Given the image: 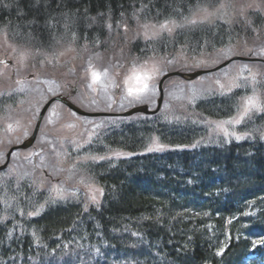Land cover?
I'll return each instance as SVG.
<instances>
[{
    "label": "trees",
    "instance_id": "16d2710c",
    "mask_svg": "<svg viewBox=\"0 0 264 264\" xmlns=\"http://www.w3.org/2000/svg\"><path fill=\"white\" fill-rule=\"evenodd\" d=\"M221 1L0 0V31L38 57L72 44L92 48L87 56L119 63L154 52L177 61L183 56L178 50L216 58L235 45L260 49L264 16L258 11L234 24L183 23L197 9ZM166 19L184 26L157 39L139 36L143 25ZM262 79L253 88L263 90ZM190 86L184 83L185 100L165 116L138 115L108 129L110 135L100 140L108 146L98 154L122 150L131 156L81 162L73 170L79 177L73 181L104 188L100 206L86 208L72 195L37 216H22L49 198L47 189L40 190L29 171L23 183L14 177L21 184L17 190L0 187L7 204L17 200L8 214L12 221L3 222L0 214V264H244L250 253L264 257V246L253 243L264 240V114L249 115L241 129L252 139L184 148L210 118L231 116L244 95L238 88L192 96ZM17 103L2 97L0 118ZM153 139L170 148L148 152ZM56 158L44 166H60Z\"/></svg>",
    "mask_w": 264,
    "mask_h": 264
},
{
    "label": "rangeland",
    "instance_id": "374dc122",
    "mask_svg": "<svg viewBox=\"0 0 264 264\" xmlns=\"http://www.w3.org/2000/svg\"><path fill=\"white\" fill-rule=\"evenodd\" d=\"M223 5V7H221ZM243 9V17L247 16L251 11H258L263 14L264 16V0H222L218 5L216 6H207V7H201L197 9L193 16L190 19H195L197 21L200 20H206L205 23H232L234 24L241 16L240 9ZM184 24L187 23V21L183 22ZM182 23H177V25H181ZM178 28V27H176ZM173 29L172 33L175 31ZM263 28L264 32V26H261V29ZM148 31L149 36L151 37L152 33H159V24H149L148 28L145 29L144 27L139 29V36L142 35V38L144 40L146 39L144 36V32ZM171 33V34H172ZM137 34V35H138ZM162 35H168V33H163L157 35L155 38L150 39H157V37ZM141 37V36H140ZM89 50H92L87 47L79 48L76 45H68L66 47H62L60 50H58L54 54L38 57L37 53L30 52V54L19 48L17 46V43L11 40V38L7 37L5 32L0 31V81L2 80V77L5 78L4 81H8L9 78H12L13 72L12 68L7 66L4 61L5 54L7 55V58L12 59L15 63L14 69H15V78L14 83H18L19 85H24V83L21 81L22 79H26L25 76H27L28 73L34 72L35 75H39L43 68L45 67L46 70H49L52 77V82L57 81L56 76L65 75L70 80L73 78L71 75L76 74L79 81V88L78 90V97L75 98L73 101L82 109L90 112H103V111H122L125 109H128L132 107V104L136 101L133 100L130 97H127L126 92L124 90V86L122 84L121 78L128 72L130 69L132 63L124 68V69H117L115 71V78L118 83H120L119 87H114L113 91L111 92V96L109 95L110 92H106L104 88L102 89L101 84H96L94 87L96 88V91H93L92 88L89 87V84L91 83V77L89 75V64L93 65L96 70H98L99 65L97 62V59L95 55L89 54L87 56V53ZM259 52H257V51ZM253 52L254 55H259L264 58V45L259 49L255 45H247L246 46H233L229 51H221L219 57L213 58L209 55H201V56H189L188 54H185L183 50H178L177 53L182 54L183 56H180L176 61L175 59H171V61L159 53L154 52L153 54L149 55V58H147V62L151 65L152 63H155L160 69L159 75L151 82L153 85H155V82L158 81V77L161 76V74L164 72L163 70L168 66L167 63H175L171 65L172 68L175 69H181L185 67H199L202 64L213 65L219 63L221 60H224L230 56L236 55V54H242L245 52ZM182 52V53H181ZM147 57V56H146ZM38 58V59H37ZM42 59V60H41ZM167 61V62H166ZM242 62H232L227 68L219 71L218 73L214 74L216 78L220 79V83L222 84L223 90H229V88L233 89L235 87L236 83H243V86L248 88V85H252V83L258 84L262 83L263 79L260 78L261 74H264V68L259 67L257 65L253 64H242ZM184 65V66H183ZM44 66V67H43ZM165 66V68H164ZM31 67V69L26 72L25 68ZM164 68V69H163ZM62 72L64 74H62ZM47 74V72H45ZM37 75V76H38ZM255 77L253 80L252 78ZM41 79V78H39ZM44 81V78H42ZM245 80H247V83H245ZM41 81V80H40ZM67 82H63V84H66ZM74 84V82H72ZM83 83V84H82ZM193 86L190 87V93H194L195 90L198 88H201L203 91L201 94H219L218 88L213 87L210 85V82L208 79L203 78L202 80H197ZM209 85V86H207ZM62 85V83H60ZM218 84V83H217ZM18 85V86H19ZM50 86V87H49ZM47 85L48 88H52L53 85L49 84ZM52 86V87H51ZM47 87H41L39 88L38 92L37 90H31L32 95L38 97V102H42L45 90ZM21 88V87H16ZM26 90H30L32 88L31 85L24 87ZM120 89V93H123V96H118L117 100L115 90ZM168 89L170 90L168 93V100L165 102V110L168 109V106L170 104H173L175 101H177L179 98H183V93L181 94L180 90L178 89V86L171 82L168 84ZM222 91V90H220ZM156 92V88L154 91ZM261 92V94H258ZM256 95L259 97L260 102L264 104L263 96H264V89L260 90ZM221 93V92H220ZM10 93H8L9 95ZM82 94V96H81ZM252 95V93L250 94ZM180 96V97H179ZM145 99V97L143 98ZM37 100H35L30 107L33 109L32 112H30L28 115L26 112H23L22 117L25 118V121L19 120L23 125L25 131H28V127H32L34 124V120L36 119V111H37ZM182 100H185L184 98ZM243 103V100L241 101V104ZM164 105V103H163ZM65 109H63V108ZM263 111V110H262ZM256 112V111H254ZM163 116H165V112L162 113ZM237 114V113H236ZM235 116V115H234ZM233 117V116H232ZM165 118V117H163ZM134 120L136 118H133ZM121 121L120 117H80L78 114H75L70 109L62 106L60 103L56 102L53 104L52 109L50 110V113L47 117V120L44 124V133L41 137V144H50V146H53V141L59 142L60 140H64L65 138L71 140L72 143H74V148L68 149L67 154L59 153V160L61 163H63L65 166H70L73 162L79 160L77 157H74V153L78 151L79 148H81L82 145L86 144L88 142V139L93 136V132L88 130V126L91 128H98L97 124H113L118 123ZM130 121H133L132 119ZM223 121V120H219ZM219 121H214L212 124V127L210 128L209 134L213 137H207V142H215L221 138L228 139H236L235 136L228 135L225 136L222 131L217 129L216 123ZM16 124V123H15ZM154 125V124H152ZM243 125V122L239 125H226V127L229 129L230 132H235L237 136H240L237 131L239 130V126L241 127ZM13 128V126H12ZM33 128V127H32ZM215 139V140H214ZM160 144H154V146H158ZM161 146V145H160ZM160 149V148H158ZM37 153L36 150H29L27 152H23L22 154L27 155L29 157L32 156V158L36 157L35 154ZM21 154V155H22ZM114 155H116L115 152H113ZM69 155V156H68ZM23 157V155H22ZM41 158H43L42 155H40ZM19 158V157H18ZM23 168V167H21ZM57 171H54L55 174L59 172V168L54 167ZM17 169V171H16ZM14 171L20 172L17 175L18 180H23L25 177L24 175H20L23 173V170H19V168L14 167ZM30 173L33 172V169L28 170ZM63 171L59 172L62 173ZM7 171V175H8ZM10 175V173H9ZM52 175V173H51ZM30 178V177H29ZM28 178V180H30ZM57 179V178H54ZM55 181V180H54ZM67 180H64L62 183L66 182ZM59 183V182H57ZM55 184L52 186V193L53 197L49 199L47 202H45L41 208L44 206L46 207L49 204H57V202L61 199L58 198L59 195H64V193H60L59 190L64 185ZM44 184V183H42ZM66 188H70L71 184L67 182V185H65ZM95 188L100 187L93 185ZM73 193H81L82 195L86 194L87 204H98L101 201L102 195L99 192H96L97 200L98 202H93L91 200L92 192L90 191L89 185H81L74 188ZM72 195H69L67 197H71ZM10 206V205H9ZM8 206V207H9ZM40 208V209H41ZM11 207L6 209L7 211H10Z\"/></svg>",
    "mask_w": 264,
    "mask_h": 264
},
{
    "label": "snow or ice",
    "instance_id": "6c2138e0",
    "mask_svg": "<svg viewBox=\"0 0 264 264\" xmlns=\"http://www.w3.org/2000/svg\"><path fill=\"white\" fill-rule=\"evenodd\" d=\"M223 7V5H221ZM243 9H240L241 16L243 17ZM187 23L190 25H195L198 23H205L206 20L197 21L195 19H187ZM184 25H177V22L172 19H166L162 23L159 24V33H152L151 37L149 36L148 31L144 32V36L146 39L155 38L159 34L168 33L171 34L173 29L176 27H183ZM145 29L148 28V25H143ZM107 28L112 30V24L108 23ZM126 30V26H125ZM3 63L6 64V61ZM114 67L122 66L119 62L113 65ZM161 69L155 64L151 65L145 61L141 64L132 63L128 72L121 78L122 84L124 86V90L126 92L127 97L132 98L135 101L142 100L149 92L154 91L155 85L151 84V82L159 75ZM89 75L91 77V83L89 87L92 88L93 91H96L94 85L101 84V87L104 88L105 91L109 87H119L120 83L117 82L115 75H110V71L108 68H104L102 71L96 70L95 67L89 64ZM253 80L255 77L252 78ZM104 80H107L108 83H103ZM247 83V80H245ZM235 87H243L240 83H236ZM232 89L229 88V91ZM243 103L240 104L237 109V114L233 117H230L227 120L219 121L216 123L217 129L223 132L225 136L232 135L235 136L236 139H242L243 137L237 136L235 132H230L226 125H239L241 124L246 117H248L252 112L262 111L264 110V104L260 102L259 97L253 92L252 95H247L242 98ZM11 127V126H9ZM163 146L158 145L157 148H162ZM149 151H152L153 148H149ZM117 155H121L117 153ZM90 191L92 192L91 200L93 202H98L96 192H99L101 195L103 194V190L99 188H95L93 185H89ZM60 193H63V189L59 190ZM59 199H64V195H59ZM30 215H35L36 213H29ZM257 246H264V240L254 241Z\"/></svg>",
    "mask_w": 264,
    "mask_h": 264
},
{
    "label": "water",
    "instance_id": "95a60500",
    "mask_svg": "<svg viewBox=\"0 0 264 264\" xmlns=\"http://www.w3.org/2000/svg\"><path fill=\"white\" fill-rule=\"evenodd\" d=\"M236 59H242V60H260V59H257V58H252L251 57V54H249V56H235L233 57L232 59L230 60H227L225 62H223L222 64H220L219 66L213 68V69H200V70H197L193 73H180V72H175L173 74H169L167 76H165L161 82H160V90H161V97L159 99V106L157 108V110L160 108V105H161V102H162V99H163V88H162V84L164 82V80L168 77V76H171V75H180L186 79H193L203 73H207V72H210V71H214V70H218L220 68H222L223 66L227 65L228 63H230L232 60H236ZM55 100H60L61 102L65 103L66 105H68L71 109H73L74 111H76L77 113L79 114H82V115H89V116H101V115H114V113H106V112H87L83 109H81L80 107H78L77 105H75L74 103H72L67 97H64V96H57V97H54L52 98L43 108L41 114L39 115V118H38V121H37V124H36V127L34 129V132L32 134V136L27 140L25 141L22 145L18 146V147H27V146H30L34 140L36 139L37 137V134L39 132V129H40V126H41V122H42V119L45 115V112L47 110V108L49 107V105L55 101ZM157 110L153 111V112H150L148 110V107L147 106H139V107H136L132 110H129L125 113H123L124 115H130V114H133L135 112H138V111H144V112H148V113H154L156 112ZM13 150V149H12Z\"/></svg>",
    "mask_w": 264,
    "mask_h": 264
},
{
    "label": "bare ground",
    "instance_id": "6f19581e",
    "mask_svg": "<svg viewBox=\"0 0 264 264\" xmlns=\"http://www.w3.org/2000/svg\"><path fill=\"white\" fill-rule=\"evenodd\" d=\"M21 167H23L22 168V170H23V172H26L27 173V171H28V168H26V166H21ZM39 167V165H36L35 164V168H38ZM19 170H20V167H19ZM3 171H6V170H3ZM0 214H2V216H3V211L2 210H0ZM5 216H7L6 214H4V217ZM3 222H5V221H3ZM2 222H1V220H0V225L2 226ZM71 232H73V231H71ZM33 247H31V249H32Z\"/></svg>",
    "mask_w": 264,
    "mask_h": 264
}]
</instances>
